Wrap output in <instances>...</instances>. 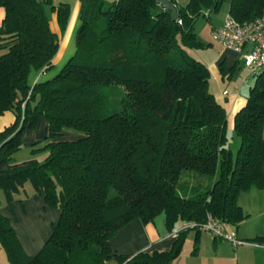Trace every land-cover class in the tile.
Segmentation results:
<instances>
[{
	"label": "trees",
	"instance_id": "trees-1",
	"mask_svg": "<svg viewBox=\"0 0 264 264\" xmlns=\"http://www.w3.org/2000/svg\"><path fill=\"white\" fill-rule=\"evenodd\" d=\"M79 1L75 53L41 79L60 42L46 5L63 34L71 3L0 0V114H14L0 130V187L9 201L29 183L60 209L37 253H25L1 213L0 243L10 264H104L111 256L120 264H170L182 232L169 250L152 254H114L109 239L128 221L159 213L169 228L201 223L207 213L233 225L246 217L239 192L264 187V70L234 115L233 153L210 70L186 48L203 44L194 31L199 12L223 0L175 4V20L157 0ZM228 14L252 20L264 15V0H229ZM32 71L41 76L31 80ZM41 117L44 159L12 160ZM185 171L193 182L179 187ZM197 175L207 178L198 182Z\"/></svg>",
	"mask_w": 264,
	"mask_h": 264
},
{
	"label": "crops",
	"instance_id": "crops-1",
	"mask_svg": "<svg viewBox=\"0 0 264 264\" xmlns=\"http://www.w3.org/2000/svg\"><path fill=\"white\" fill-rule=\"evenodd\" d=\"M71 1L69 2L73 6L72 13L62 44V47H66V49L72 45L75 27L79 21L80 1ZM171 1L174 4H184L187 0ZM209 15L210 13H208ZM3 16V8L0 7V23ZM49 20L51 29L59 35L61 41L62 34L54 12H51ZM210 20L211 31L223 23V17L215 20L210 18ZM217 44L220 48H215L213 43H209L211 47L203 49L208 50L210 54L207 56L200 54L195 58L203 61L212 73L213 89H209L226 110L227 135L232 142L230 143L232 150V145L236 149L239 145V138H236L238 141L234 140L237 136L232 132L234 115L245 104L246 95L254 82V77L251 80L248 79L247 82H242L245 72L241 66L239 55L232 50L223 48L219 42ZM221 66L224 71H221ZM40 76L41 72L37 71H32L30 74L31 80ZM13 121L14 114L11 111L7 110L0 114V130ZM65 136L71 138L73 134L65 133ZM235 152L236 150L233 151V153ZM24 188V190L15 193L9 201L6 200L2 190L0 213L8 220L25 253L33 255L48 239L52 225L59 219L60 209L48 206L43 193L35 191L29 183H25ZM250 191H252L250 188L241 191L237 196V201L246 217L237 225L223 223L227 230L234 229L237 237L246 240V242L233 244L207 230L188 228L182 231L184 241L181 250L170 264H264V247L253 243V241H264V199L251 194ZM180 224L181 222L169 228L164 213L157 214L148 222H143L139 218L132 219L120 227L109 239L111 251L124 256H131L140 251L148 254L155 251H167L181 233L172 234V231ZM0 264H10L1 243ZM104 264H120V262L115 256H111L105 260Z\"/></svg>",
	"mask_w": 264,
	"mask_h": 264
},
{
	"label": "rangeland",
	"instance_id": "rangeland-1",
	"mask_svg": "<svg viewBox=\"0 0 264 264\" xmlns=\"http://www.w3.org/2000/svg\"><path fill=\"white\" fill-rule=\"evenodd\" d=\"M60 1L72 2L71 0H52V3L58 4ZM105 1L108 4V3L112 2L113 0H105ZM182 1H185V0H182ZM228 5H229V0H223L222 3L218 6V8L216 10L203 8L199 12V14L195 18L194 31H195L198 39H200V41L203 44L201 46H198V47H186L189 55H191L193 57H199L200 54L201 55L206 54V56L209 55L210 54L209 51L208 50L205 51L203 49V48H210L211 46L209 45V43H213V46L215 48H220L219 45L217 44V41L212 38V35L210 33V31H211L210 30L211 29L210 18H214V20H215L219 17H223V21H224L226 15H227V11H228ZM46 9H47L48 16L51 17L52 11L50 9V6L46 5ZM208 13H210V15H209L210 18L208 16ZM69 21H70V18H69ZM69 21L67 22L66 28L62 34V38H61V41L59 44V49H58L57 55L55 56V59L53 61V66L48 70L47 75H42L40 77L41 79H44L46 77H52L53 75L57 74L61 70L63 65L68 61V59L75 53L76 31L80 25L79 21H77V24L75 27L72 45H70V47L68 49H66V47H62L63 40H64V33H65V31L69 25ZM244 72H245V70H244ZM211 78H212V75H211ZM211 78H210L209 88L212 90L213 89V86H212L213 80ZM248 79L251 80L252 76H249ZM246 86H247V84H246ZM46 133H47V121L45 118L41 117L38 120L37 124L33 128L26 129L24 131L22 144H21L19 149L15 150L12 153V160L21 161V160L29 159L31 157H36L39 160L44 159V157L47 154V150L43 148ZM236 138H238V137H235L234 140L238 141V139H236ZM230 143H232V142H230ZM232 150L233 151L236 150V148H234L233 145H232ZM192 174L193 173H191V172H186V171L183 172L180 179H179V183H178L179 187L189 186V184L193 182V179L191 178ZM197 178H198V182H200V181H204L205 178H207V176L197 175ZM194 182H195V180H194ZM250 190H252V191H250L251 194H255L260 199H264V187L253 186V187H250ZM0 195H2V189L1 188H0Z\"/></svg>",
	"mask_w": 264,
	"mask_h": 264
},
{
	"label": "built area",
	"instance_id": "built-area-1",
	"mask_svg": "<svg viewBox=\"0 0 264 264\" xmlns=\"http://www.w3.org/2000/svg\"><path fill=\"white\" fill-rule=\"evenodd\" d=\"M211 35L225 49L232 50L239 55L241 66L245 70L242 82H247L249 76L255 77L264 70V15L249 21L238 22L227 14L222 25L214 28ZM194 227L207 230L233 244L246 242L237 237L234 229L227 230L224 224L210 213H207L205 220L201 223L183 221L172 231V234L177 235ZM253 243L264 247V241H253Z\"/></svg>",
	"mask_w": 264,
	"mask_h": 264
},
{
	"label": "water",
	"instance_id": "water-1",
	"mask_svg": "<svg viewBox=\"0 0 264 264\" xmlns=\"http://www.w3.org/2000/svg\"><path fill=\"white\" fill-rule=\"evenodd\" d=\"M157 2L160 4V6L163 9L169 12L172 20H175L178 18L177 7L171 0H157Z\"/></svg>",
	"mask_w": 264,
	"mask_h": 264
}]
</instances>
